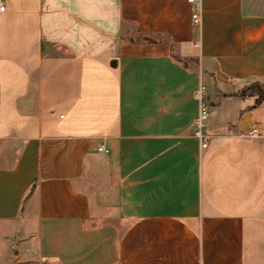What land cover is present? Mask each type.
<instances>
[{
    "label": "crops",
    "instance_id": "crops-1",
    "mask_svg": "<svg viewBox=\"0 0 264 264\" xmlns=\"http://www.w3.org/2000/svg\"><path fill=\"white\" fill-rule=\"evenodd\" d=\"M0 6L1 264H264V4Z\"/></svg>",
    "mask_w": 264,
    "mask_h": 264
},
{
    "label": "built area",
    "instance_id": "built-area-1",
    "mask_svg": "<svg viewBox=\"0 0 264 264\" xmlns=\"http://www.w3.org/2000/svg\"><path fill=\"white\" fill-rule=\"evenodd\" d=\"M190 10V20L192 25H196L200 21V11L202 7V0H186ZM0 10L3 7L0 6ZM194 98L197 102L196 114L193 118V138L196 140L199 151L205 150L208 145V136L206 134L207 120L209 118L210 106L207 101L206 88L199 85L194 92ZM257 137V130L255 128L243 133L239 136L241 139H255ZM103 148L99 147L98 151Z\"/></svg>",
    "mask_w": 264,
    "mask_h": 264
},
{
    "label": "trees",
    "instance_id": "trees-1",
    "mask_svg": "<svg viewBox=\"0 0 264 264\" xmlns=\"http://www.w3.org/2000/svg\"><path fill=\"white\" fill-rule=\"evenodd\" d=\"M251 89H255L256 92V100H255V105L260 104L264 100V87L259 84V83H253L250 84L249 86L243 88L238 95H245L247 91H251Z\"/></svg>",
    "mask_w": 264,
    "mask_h": 264
},
{
    "label": "rangeland",
    "instance_id": "rangeland-1",
    "mask_svg": "<svg viewBox=\"0 0 264 264\" xmlns=\"http://www.w3.org/2000/svg\"><path fill=\"white\" fill-rule=\"evenodd\" d=\"M250 1H251V5L255 8L254 10H257L259 12L262 10L261 6H263L264 0H250ZM246 93L256 94L255 89H251V91H247ZM5 250H6V244L3 240L2 235L0 234V253L4 252ZM11 257L14 258V255H11L10 258Z\"/></svg>",
    "mask_w": 264,
    "mask_h": 264
}]
</instances>
